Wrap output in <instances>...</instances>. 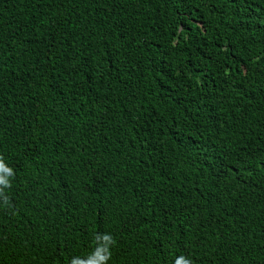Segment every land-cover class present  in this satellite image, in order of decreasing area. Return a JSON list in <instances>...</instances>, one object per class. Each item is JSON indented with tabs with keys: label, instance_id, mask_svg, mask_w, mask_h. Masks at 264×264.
<instances>
[{
	"label": "trees",
	"instance_id": "1",
	"mask_svg": "<svg viewBox=\"0 0 264 264\" xmlns=\"http://www.w3.org/2000/svg\"><path fill=\"white\" fill-rule=\"evenodd\" d=\"M0 264H264V0H0Z\"/></svg>",
	"mask_w": 264,
	"mask_h": 264
},
{
	"label": "clouds",
	"instance_id": "2",
	"mask_svg": "<svg viewBox=\"0 0 264 264\" xmlns=\"http://www.w3.org/2000/svg\"><path fill=\"white\" fill-rule=\"evenodd\" d=\"M15 171L0 156V206L10 208L12 206L9 191L12 188ZM90 250L83 255L73 256L69 264H108L112 258L111 249L115 246L116 240L109 232H95L92 235ZM174 264H194V261L185 256L179 255L174 259Z\"/></svg>",
	"mask_w": 264,
	"mask_h": 264
}]
</instances>
